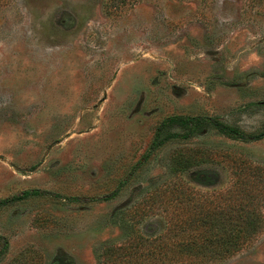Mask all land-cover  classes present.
<instances>
[{
  "label": "rangeland",
  "instance_id": "1",
  "mask_svg": "<svg viewBox=\"0 0 264 264\" xmlns=\"http://www.w3.org/2000/svg\"><path fill=\"white\" fill-rule=\"evenodd\" d=\"M173 116L264 132V0H0V201L40 193L0 206V264H264V231L224 261L141 244L209 226L232 157L264 168V138L212 128L148 155Z\"/></svg>",
  "mask_w": 264,
  "mask_h": 264
},
{
  "label": "trees",
  "instance_id": "2",
  "mask_svg": "<svg viewBox=\"0 0 264 264\" xmlns=\"http://www.w3.org/2000/svg\"><path fill=\"white\" fill-rule=\"evenodd\" d=\"M212 128L217 133L227 138H234L243 142L260 141L264 138V132L248 134L236 127L228 126L217 119L205 117H183L173 116L162 121L155 129L154 137L148 147V155L158 150L160 147L172 141H187L199 135L204 129ZM178 130V131H174ZM169 166V174L172 178L178 177L188 170L192 165L189 159L177 154ZM230 174L233 177L231 190L232 195H225L222 191L214 192L213 205L211 207L210 219L211 224L207 227L193 228L192 240L189 242L175 241L170 244H160L155 242L157 237L146 244L148 238H145L141 244L150 246L153 254L155 251L171 250L173 252L185 253L191 256V253L198 257H211L224 261L229 256L237 253L241 249L250 245L264 231V215L261 212L262 203L264 202V168L259 164L232 157L229 162ZM171 183L166 190L160 191L155 188L153 196L154 202L160 206V201L167 193V204L173 208L172 225L169 227L167 234L178 237L185 229L181 223H175L174 219L178 216V209L188 194L184 196L182 192L183 184L180 179ZM40 195L38 191H25L11 200L0 201L3 206L11 201L24 200L30 196ZM202 195L200 196V198ZM225 197L230 200L224 203ZM204 201V200H203ZM202 204L193 203V207H202ZM210 203V202H209ZM156 204V203H155ZM187 227V226H186ZM191 229V228H190ZM189 230V229H187ZM139 238H143L141 235Z\"/></svg>",
  "mask_w": 264,
  "mask_h": 264
}]
</instances>
